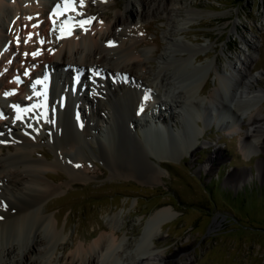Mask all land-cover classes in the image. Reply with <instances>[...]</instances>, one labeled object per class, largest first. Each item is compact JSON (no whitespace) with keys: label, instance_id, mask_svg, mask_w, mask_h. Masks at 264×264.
<instances>
[{"label":"bare ground","instance_id":"bare-ground-1","mask_svg":"<svg viewBox=\"0 0 264 264\" xmlns=\"http://www.w3.org/2000/svg\"><path fill=\"white\" fill-rule=\"evenodd\" d=\"M113 2L83 0L80 6L76 0L75 11L51 16L52 7L62 0H0V264H169L164 253L156 251L155 238L176 215L172 205L151 212L134 241L126 234L120 236L123 218L117 212L92 241L65 242L64 228H58L56 216L46 213L44 203L64 193L69 183L87 184L103 174L95 162L101 158L109 166L111 179L161 182L165 174L161 162L177 160L163 148L164 135H178L190 127L189 119L186 127L176 124L180 118H188L184 115L188 107L193 140L183 143L180 156L193 155L198 149V137L203 133L200 121L223 129L224 135L237 136V148L244 158L262 150L264 114L260 102L264 89L252 83L257 76L249 73L254 63L250 53H244L237 65L228 62L222 71L216 57L196 64L198 55L209 45L174 36L204 14L193 8L190 0H127L123 11L119 8L112 16L101 12L103 5ZM183 8L185 14H181ZM155 14L167 18L168 28L163 30L166 45L149 77L146 60L153 48H139L143 33H133L131 28ZM89 18H93L90 24L74 26L70 35L60 38L64 21L75 24ZM246 47L252 48L249 44ZM36 52L39 54L33 56ZM29 65L32 73L17 81L15 75ZM213 67L218 84L201 96L198 76L204 70L209 74ZM180 70L193 72L194 78H187L195 80L181 77ZM233 77L237 84H233ZM37 80L43 83H35ZM6 91L14 94L5 97ZM234 93H239V100H261L254 101L253 107L226 103L231 100L226 96ZM134 126L140 128L139 135L133 133ZM132 135L138 141L134 150L141 158L137 166L131 160L134 155L129 154ZM8 140L11 143L6 146L4 141ZM43 142L53 152L50 158L39 152L35 155ZM202 146H211L215 152L219 149L216 142ZM120 148L127 157H118ZM212 160L211 154L204 166ZM58 169L63 171L65 182L57 183L47 175ZM246 177L252 180L253 175ZM59 249L65 254L56 256Z\"/></svg>","mask_w":264,"mask_h":264},{"label":"rangeland","instance_id":"rangeland-1","mask_svg":"<svg viewBox=\"0 0 264 264\" xmlns=\"http://www.w3.org/2000/svg\"><path fill=\"white\" fill-rule=\"evenodd\" d=\"M114 1L110 5H103V9L100 7L101 12H108L112 16L119 8L123 11L127 0ZM190 1L193 8L204 14L175 32L174 36L187 42L209 45L201 51L195 63H204L205 60L216 57L218 68L222 71L227 69L228 62L237 65L244 53H250L254 63L249 73L257 76L252 83L263 90L264 0ZM91 6H94L93 2ZM185 9L181 14H185ZM166 20L165 16L155 14L138 21L131 28L133 33H143L139 48H153L146 60L149 77H152L157 68V55L166 45L163 38V30L168 28ZM246 44L252 48L247 50ZM181 72L183 78H194L193 72L189 70ZM188 78L189 81L191 77ZM198 78L199 87L202 86L201 96L208 95L214 85L218 84L214 67L209 74L202 71ZM232 80L233 84L238 83L234 77ZM238 95L239 93H234L226 96L231 98L226 103L231 105L235 102L240 107H253L254 101L261 100L256 97L248 102L239 100ZM260 104L264 114V100ZM188 108L186 116L190 124H193L189 111L191 108ZM148 110L146 108L145 113ZM192 124L190 131L183 130L178 135L168 133L165 136V148L177 160L161 162L165 171L161 182L142 183L134 178L122 177L111 179L108 177L109 166L101 158L95 162L100 167L99 170L104 171L103 174L99 173L87 184L69 183L64 187V193L50 197L44 203L46 213L54 214L57 223L59 222L58 228H64L65 242L92 241L102 231L101 228L107 225L108 218L117 212H121L123 218L122 225L119 226L120 236L126 234L129 241H134L142 232L143 222L151 212L160 206L172 205L177 211L176 215L163 225L159 236L155 238L156 251L164 253L167 263L264 264V144L262 150L244 158L237 148V136L224 135L223 129H215V126L200 121L203 133L198 137V149L193 155L189 153L180 156L183 143L193 140L190 134ZM132 131L139 135L140 128L134 126ZM48 134L47 130L43 137L46 139ZM133 135L128 139L129 154L134 155L131 160L137 166L140 165L141 158L134 150L138 141ZM6 142L4 141L6 146L11 143L9 140ZM207 142L210 145L216 142L219 149L215 152L211 146L203 147ZM36 151V156L42 153L47 158L53 154L44 142ZM118 153L120 158L127 157L124 148H120ZM211 154V164L204 166ZM62 172L58 169L55 172L48 171L47 175L57 183L65 182L66 177ZM258 172L260 177H257ZM249 173L253 175L252 180L246 177ZM61 251L59 249L56 256L65 254Z\"/></svg>","mask_w":264,"mask_h":264},{"label":"snow or ice","instance_id":"snow-or-ice-1","mask_svg":"<svg viewBox=\"0 0 264 264\" xmlns=\"http://www.w3.org/2000/svg\"><path fill=\"white\" fill-rule=\"evenodd\" d=\"M79 3H80V6H83V0H79ZM63 8V11H61V9ZM76 10V0H62V4H57L55 9L53 10V13L52 15L53 16H56V15H63V12H66V11H75ZM27 19L31 20L32 17H28ZM93 18H89L88 20H82V21H79L75 24H73L72 21H64L61 26H60V31L62 33L61 37L60 38H64V36L66 35H70L71 34V30H72V27L74 26H79V27H84L85 25L87 24H90L91 23V20ZM56 21L53 20V24L55 25ZM33 27H36V25H33ZM55 30V28L53 29ZM31 36L32 34L29 33L28 35V39H31ZM17 42H19V38L17 40ZM27 42V40L25 41ZM41 44L44 43L43 40L40 41ZM111 43V42H110ZM39 53L36 52V53H32L33 56H36L38 55ZM28 53H25V56H27ZM27 70L25 71V75H27ZM15 79L17 81H19V77H15ZM35 83L37 84H40V83H43V81L41 80H37ZM14 94V91H6L3 93V95L5 97L7 96H10V95H13ZM34 95H39V93H34ZM28 99H31V97H28ZM36 106H39V105H34V107ZM13 108H17L19 109V106L18 105H12ZM17 119H20L19 116L16 117ZM79 167V165H77Z\"/></svg>","mask_w":264,"mask_h":264}]
</instances>
